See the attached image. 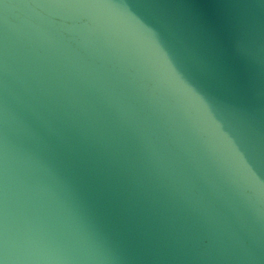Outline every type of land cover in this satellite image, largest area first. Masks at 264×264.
<instances>
[{
	"label": "water",
	"instance_id": "water-1",
	"mask_svg": "<svg viewBox=\"0 0 264 264\" xmlns=\"http://www.w3.org/2000/svg\"><path fill=\"white\" fill-rule=\"evenodd\" d=\"M0 264H264V0H0Z\"/></svg>",
	"mask_w": 264,
	"mask_h": 264
}]
</instances>
